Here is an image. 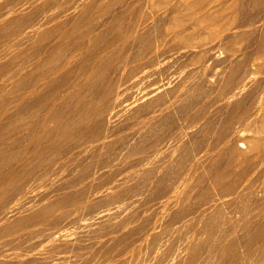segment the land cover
<instances>
[{
    "label": "rangeland",
    "instance_id": "rangeland-1",
    "mask_svg": "<svg viewBox=\"0 0 264 264\" xmlns=\"http://www.w3.org/2000/svg\"><path fill=\"white\" fill-rule=\"evenodd\" d=\"M166 1L0 0V7L6 5L0 29L7 8L13 9L7 17L22 16V29L40 20L33 33L12 34L8 43L0 38V75L7 70L9 77L0 90V129L5 142L26 137L7 149L4 140L0 144L8 157L0 165V183L13 167L19 173L7 193L0 191V216L18 207L0 224V264H264V116L251 112L264 101V0H186L197 15H208L198 30L188 26L187 35L162 11ZM48 13L54 14L51 20ZM142 22L147 30L140 40H122L113 30L115 24L120 32ZM61 23L73 26L75 35L61 41ZM236 23L242 26L233 32ZM89 32L83 51L61 67L76 52L71 44ZM58 41L63 48L52 56L46 45ZM36 57L43 63L39 68ZM236 62L239 77L249 69L255 75L242 97L227 102ZM29 78L40 87L39 99L24 95L32 86ZM119 87L124 104L115 110ZM47 104L63 108L48 117ZM154 104L173 107L151 127L143 119ZM13 119L19 123L15 133L7 128ZM44 119L52 137L46 136L37 155L27 129L29 121ZM235 125L241 135L233 133ZM108 210L109 216L97 218Z\"/></svg>",
    "mask_w": 264,
    "mask_h": 264
},
{
    "label": "bare ground",
    "instance_id": "bare-ground-1",
    "mask_svg": "<svg viewBox=\"0 0 264 264\" xmlns=\"http://www.w3.org/2000/svg\"><path fill=\"white\" fill-rule=\"evenodd\" d=\"M148 1H151V0H135V4H139V3H142V2H148ZM190 1V0H189ZM191 1H194V0H191ZM196 1H198V0H196ZM159 3V2H158ZM191 3V2H190ZM5 5V4H4ZM158 5V4H157ZM210 6H211V4H209ZM1 6V5H0ZM79 6V5H78ZM83 6V5H82ZM85 6V5H84ZM83 6V7H84ZM4 7H6V5L4 6ZM4 7H0V11L2 10V9H4ZM89 8V5H87V6H85V8ZM134 7H135V5L133 6V7H131L129 10H128V12L130 11L131 12V10H133L134 9ZM161 7H162V5H161ZM261 7V6H260ZM80 8V7H79ZM160 8V7H159ZM196 8V7H195ZM200 9H201V7H199ZM84 9V8H83ZM197 9V8H196ZM52 10V11H51ZM87 10V9H86ZM86 10H83V12L84 11H86ZM89 10V9H88ZM90 10H91V8H90ZM198 10V9H197ZM50 11L51 12H53V8L52 9H50ZM162 11L165 13V14H168L169 16H170V18H171V20H173L174 22H175V24H176V26H177V28H178V31L180 32V33H184V34H186V32H184L185 31V29L187 30H189L190 31V29H189V27L188 26H192L193 28H194V26L197 28V26L200 24V22L202 21V23H203V20H205V18L206 17H208V15L207 16H205V14L206 13H204L203 14V16H199V14L197 15V11L193 8V6H191V4H189L188 3V1L186 2V0H167L166 1V3H164L163 4V8H162ZM206 11V10H205ZM204 11V12H205ZM56 12H57V10H56ZM55 12V13H56ZM60 12V11H59ZM81 12H82V9H81ZM89 12V11H88ZM201 11H199V13H200ZM13 13V9L12 8H7V10L6 11H3L2 13H1V15L4 17V19H6V23H4V25L2 26V28L0 29V38L1 37H3V35H4V37L6 36V42L5 43H8V42H10L9 41V37L12 35V34H29L30 32H32V31H36L37 30V28H39L37 25H38V21H40V20H38L37 22H35V23H33L32 25H29V28L28 29H22V24H21V20H22V16L21 15H15L14 17H7L9 14H12ZM87 13V12H86ZM84 14V13H83ZM201 14V13H200ZM44 15V14H43ZM202 15V14H201ZM1 16V17H2ZM57 16H59V15H57ZM61 16V15H60ZM84 16V15H83ZM54 17V14L53 13H51V14H47L46 15V19H52ZM94 17V16H93ZM117 17H118V19H120L121 18V14L120 13H118L117 14ZM211 17V16H210ZM260 17H261V15H260ZM9 18V19H8ZM58 18V17H57ZM44 19V18H43ZM55 19H56V17H55ZM90 19V18H89ZM115 19H116V17H115ZM257 19V18H256ZM41 20H42V17H41ZM45 20V19H44ZM246 20V19H245ZM251 20V19H250ZM250 20H248V22L250 21ZM43 21V20H42ZM41 21V22H42ZM91 21V20H90ZM207 21V20H206ZM205 21V22H206ZM94 21H92L91 23H93ZM237 22H239V21H237ZM253 22V21H252ZM78 23V22H77ZM76 23V24H77ZM241 23H242V21H241ZM254 23H255V21H254ZM253 23V24H254ZM41 24H43V23H41ZM63 23H61V25H59V26H57L56 28V30H57V36L59 35V37H60V40L61 41H63V40H65V39H67V38H69V36H71L73 33H74V29L70 26V27H66V26H64V25H62ZM75 24V23H74ZM186 24H187V26H186ZM233 24V23H232ZM236 24H238V23H236ZM235 24V25H236ZM252 24V25H253ZM263 24V23H262ZM262 24H260V25H262ZM40 25V24H39ZM78 25V24H77ZM90 25V24H89ZM88 25V26H89ZM102 25V24H101ZM100 25V26H101ZM239 25V24H238ZM232 26L233 28H231V30L233 31V32H235V31H237V29L238 28H241V24L239 25V26ZM255 25V24H254ZM79 26V25H78ZM175 26V25H174ZM231 26V25H230ZM257 26H258V23H257ZM76 27V26H75ZM97 27V26H96ZM96 27H94V28H96ZM246 27V26H245ZM254 27V26H253ZM259 27V26H258ZM77 28V27H76ZM85 28V27H84ZM90 28V27H89ZM98 28V27H97ZM99 28H101V27H99ZM114 28L116 29L115 31L116 32H118V35L117 36H119L122 40H133V39H142L144 36H145V33H146V24H143V22L142 23H138L137 25H134V24H132V25H127L125 28H123V30L121 29V31L119 32V26L118 25H114L113 26V30H114ZM191 28V27H190ZM200 28V27H199ZM255 28H256V26H255ZM87 29V28H86ZM102 29V28H101ZM118 29V30H117ZM192 29V28H191ZM6 30V31H5ZM197 30H198V28H197ZM243 30V29H242ZM4 31V32H3ZM75 31H76V29H75ZM82 31V30H81ZM95 31V30H94ZM188 31V32H189ZM192 32H193V30H191ZM195 31V30H194ZM228 31H229V29H228ZM232 31H230V32H232ZM239 31V30H238ZM247 31V30H246ZM6 32V33H5ZM79 32V31H78ZM77 32V33H78ZM99 32H100V29H99ZM229 32V33H230ZM240 32H241V29H240ZM243 32H245V31H243ZM33 33V32H32ZM31 33V34H32ZM102 33V32H101ZM195 33V32H194ZM26 34V35H27ZM44 34V33H43ZM117 34V33H116ZM235 34V33H234ZM74 35H75V33H74ZM90 35H92L91 34V32H89L88 34H83V33H81V36L78 38V40L73 44H71V45H73L74 46V50L76 51V52H74L73 54H71V53H69V54H71L70 56L68 55V57L62 62V64H61V67H67V66H69V64H71L72 62H73V60L75 59V56L77 55V51L79 52V50L81 49L82 50V48L83 47H85V45L83 44V42H84V40H86L87 38L89 39L90 38ZM182 35V34H181ZM187 35V34H186ZM230 35H232V34H230ZM29 36V35H28ZM44 36V35H43ZM226 36H228V35H226ZM59 37H58V39H59ZM72 37V36H71ZM97 37V36H96ZM116 37V36H115ZM188 37H189V35H188ZM47 38V37H46ZM119 38V39H120ZM223 38V37H222ZM95 39V37H93V40ZM118 39V40H119ZM7 40H8V42H7ZM92 40V39H91ZM222 40V42H223V39H221ZM74 41V40H73ZM260 41L262 42V40L260 39ZM57 42V41H56ZM59 42V41H58ZM93 42V41H92ZM88 43H89V40H88ZM111 43V42H110ZM114 43V42H113ZM64 44V43H63ZM262 44H263V42H262ZM262 44L260 45V46H262ZM6 46H7V44H5ZM92 45V44H91ZM42 46H44V45H42ZM47 47H46V49L48 50V51H50V53L51 54H53L52 56H54V54H58L59 53V51L63 48L62 46V44L59 42V43H55V44H48V45H46ZM259 46V47H260ZM41 48V47H40ZM89 48V47H88ZM263 48V47H262ZM41 49H43L44 50V47L43 48H41ZM39 50V49H38ZM80 50V51H81ZM260 50V49H259ZM40 51V50H39ZM83 51V50H82ZM90 51H91V47H90ZM232 51V50H231ZM230 51V52H231ZM38 52V51H37ZM58 52V53H57ZM69 52V51H68ZM89 52V51H88ZM229 52V53H230ZM48 53V52H47ZM66 53V52H65ZM81 53V52H80ZM232 53V52H231ZM235 53V52H234ZM246 53V52H245ZM247 53H248V51H247ZM39 54L40 55H42L40 52H39ZM60 54H61V52H60ZM88 54V53H87ZM97 54H99V53H96V55ZM244 54V53H243ZM264 54V53H263ZM50 55V54H49ZM59 55V54H58ZM62 55V54H61ZM66 55V54H65ZM242 55V54H241ZM255 55V54H254ZM56 56V55H55ZM86 56V55H85ZM89 56H90V54H89ZM231 56V55H230ZM229 56V57H230ZM235 56V55H234ZM245 56V55H244ZM247 56V55H246ZM259 56H260V51H259ZM263 56V58H264V55H262ZM261 56V57H262ZM38 57H40V56H38ZM50 57V56H49ZM100 57V56H99ZM257 57H258V55H257ZM256 57V55H255V58H257ZM54 58V57H53ZM64 58H65V56H64ZM97 58V57H96ZM244 58V57H243ZM249 58V57H248ZM52 59V58H51ZM95 59V58H94ZM229 59V58H228ZM228 59H226V60H228ZM253 59H254V56H253ZM58 60V59H57ZM61 60V59H60ZM89 60H90V57H89ZM101 60V59H100ZM257 60H259L258 58L256 59V62H257ZM43 61H45V59L43 60ZM84 61H85V57H84ZM88 61V60H87ZM248 61H249V59H248ZM248 61H246V58H245V62L247 63ZM260 61V60H259ZM59 62V61H58ZM98 61L96 60V63H97ZM225 62V61H224ZM228 62V61H227ZM230 62V61H229ZM255 62V61H254ZM237 63V62H236ZM251 63V62H250ZM34 64H35V67L36 68H39V67H41L42 65H43V63H40V62H38L37 61V57H36V60H35V62H34ZM232 64H233V62H232ZM251 64H253V63H251ZM258 64H259V62H258ZM239 63H237V64H235L231 69H232V71L230 72V74H229V78H228V80L230 79L231 81H235L236 82V84H235V87H234V90H233V93L232 94H230L229 96H228V94H227V102H232V100L238 95V94H240V91L241 90H243L246 86H247V84L249 83V81L252 79V77H253V75H255V73L252 71H250V69H249V71L245 74V76L243 77V76H241V77H239V74H240V71H239ZM245 65V64H244ZM254 65H255V63H254ZM28 66V63H27V65L25 66V67H27ZM53 66V65H52ZM58 66V65H57ZM232 66V65H231ZM242 66H243V64H242ZM256 66H257V64H256ZM256 66H255V68H256ZM221 67V66H220ZM223 67V66H222ZM228 67V66H227ZM249 67V66H248ZM57 68V67H56ZM205 68V67H204ZM225 68H226V65H225ZM243 68V67H242ZM253 68V67H252ZM4 70L5 69H7V68H3ZM41 69V68H40ZM40 69H37V70H39L40 71ZM221 69V68H220ZM245 69V68H244ZM61 70H62V68H61ZM246 70V69H245ZM259 70H261L260 69V66H259ZM1 71V70H0ZM7 71V70H6ZM6 71L4 72L3 71V75H0V90L2 89V85H4L5 83H6V81H7V79L9 78L8 77V73H6ZM224 71V70H223ZM257 71V70H256ZM8 72V71H7ZM225 73V72H224ZM242 73H244V70H243V72ZM254 73V74H253ZM260 73H262V71L260 72ZM7 74V75H6ZM220 74V73H219ZM253 74V75H252ZM264 74V73H263ZM10 75V74H9ZM222 75V74H221ZM256 75H257V73H256ZM259 75V74H258ZM29 76V75H28ZM222 76H225V75H222ZM261 76H263V75H261ZM27 77V76H26ZM243 77V78H242ZM259 76H257L256 77V79L258 78ZM33 78V77H32ZM27 79V80H29V82L28 81H26V84H30V85H32V86H29V88H28V90H26L25 89V91H26V94H24V95H27V93L29 94V96L30 95H32V96H35V97H37V99H39V92H40V87H38L34 82H32L33 81V79ZM238 78H240V79H238ZM241 78H242V80H241ZM254 78H255V76H254ZM35 79V78H34ZM30 80H32V81H30ZM227 79H226V81H228ZM229 80V81H230ZM240 80V82H237V81H239ZM255 80V79H254ZM34 81H36V79L34 80ZM251 81H253V79L251 80ZM255 81H257V80H255ZM254 81V82H255ZM259 81V80H258ZM28 82V83H27ZM38 82V81H37ZM41 82V81H40ZM234 82V83H235ZM34 83V84H33ZM39 83V82H38ZM42 83V82H41ZM219 83V82H218ZM220 83H221V81H220ZM223 83H224V81H223ZM229 83V82H228ZM252 83V82H251ZM250 83V84H251ZM222 84V83H221ZM231 84H232V82H231ZM226 85V84H225ZM40 86H41V84H40ZM221 86V85H220ZM251 86V85H250ZM228 87H229V85H228ZM226 88V87H225ZM231 88H232V86H231ZM248 90H249V88H247ZM124 89L123 88H121V87H119L118 88V90H117V95H115V105H114V109L115 108H121V107H123V101L120 99V94H121V92L123 91ZM250 90H251V88H250ZM246 92H247V90H246ZM249 92V91H248ZM254 92V91H253ZM264 92V91H263ZM262 92V93H263ZM42 93V92H41ZM57 93V92H56ZM139 93V92H138ZM251 93H252V91H251ZM255 93V92H254ZM262 93H261V95H260V98L261 97H264V96H262ZM246 94V96H248L247 95V93H245ZM257 94H258V92L256 93V96H257ZM260 94V93H259ZM70 95H72V94H70ZM252 95H253V93H252ZM57 96V95H56ZM67 96H68V94H67ZM225 96H226V94H225ZM225 96H224V98H225ZM239 96H241V94L239 95ZM35 97H33L34 99H35ZM42 97H43V95H42ZM59 97V96H58ZM242 97V96H241ZM251 97V96H250ZM259 97V96H258ZM26 98V96H24V99ZM66 98V97H65ZM221 98V97H220ZM239 98V97H238ZM28 99H30V98H28ZM67 99V98H66ZM215 99H217V98H215ZM252 99L254 100L255 98H253V96H252ZM252 99H250V100H252ZM256 99H258L257 97H256ZM31 100H33V99H31ZM238 100V99H237ZM245 101H246V99H244ZM46 102H48L47 100H45ZM54 101H56V100H54ZM167 101V100H166ZM165 101V102H166ZM169 101H170V99H169ZM173 101V100H172ZM172 101H171V103H172ZM214 101V100H213ZM220 101H221V99H220ZM255 101V100H254ZM258 101V100H257ZM260 101V100H259ZM258 101V102H259ZM31 101H29L28 103H30ZM52 102V101H51ZM62 101L60 100V103H61ZM258 102H256V104H255V109L254 110H252L251 112L254 114L253 115V117L254 116H258V115H263L264 116V104H263V102L261 103V101L258 103ZM25 103H26V100H25ZM50 103V102H49ZM60 103H59V105H60ZM63 103V102H62ZM61 103V104H62ZM169 103V102H168ZM167 103V104H168ZM174 103H175V101H174ZM223 103V102H222ZM33 104V103H32ZM36 104V103H35ZM43 104V103H42ZM56 104H57V102H56ZM170 104V103H169ZM217 104V103H216ZM224 104H225V102H224ZM231 104V103H230ZM230 104H229V106H230ZM236 104L237 105H240V104H242V101H240V99L236 102ZM236 104H235V106H236ZM27 105V104H26ZM31 105V104H30ZM41 105V101L40 100H38L37 101V104L35 105V107H36V110H38L37 109V107H39ZM166 105V104H165ZM222 105V104H221ZM247 105H249V104H247ZM31 106H33V105H31ZM47 106H49V104H47ZM46 106V107H47ZM64 106V105H63ZM169 106H171V109H172V107H173V105H169ZM169 106L168 105H166V106H163V105H159V104H154V105H152L147 111H146V114H145V116H144V122H146L147 123V126H148V124H151L152 126L151 127H154V126H156V125H158V124H160V122L162 121V119H163V117L165 118V116L164 115H166L167 114V109L168 110H170L169 109ZM225 106H227V105H224V107ZM24 107H25V105H24ZM42 107V106H41ZM56 107V106H55ZM54 106L52 107V106H49L48 108H47V115H48V117H49V115H51V116H58L57 115V113L60 111V110H62V108L63 107H61V108H58L57 110H56V108H55ZM57 107H58V105H57ZM218 107H220V104H219V106ZM242 107V106H241ZM240 107V108H241ZM29 108H31V107H28L27 109H29ZM249 108V107H248ZM252 108H254V106L252 107ZM23 109V108H22ZM33 109V108H32ZM113 109V108H112ZM227 109V108H226ZM231 109H232V107H231ZM23 110H25V109H23ZM40 110V109H39ZM43 110V109H42ZM64 110V109H63ZM116 110V109H115ZM222 110V109H221ZM235 110V109H234ZM237 110V109H236ZM29 111V110H28ZM33 111V110H32ZM44 111V110H43ZM254 111V112H253ZM228 112V111H227ZM230 112V111H229ZM34 113H35V111H34ZM37 113V112H36ZM169 113V112H168ZM240 113H241V111H240ZM245 113V112H244ZM248 113H250V112H248ZM38 114V113H37ZM45 114V113H44ZM56 114V115H55ZM59 114V113H58ZM61 114V113H60ZM234 114V113H233ZM236 114V113H235ZM239 114V113H238ZM229 115V114H228ZM250 115V114H249ZM41 116H43V115H41ZM245 116H247V115H245ZM60 117V116H59ZM235 117V116H234ZM238 117V116H237ZM237 117H235V118H237ZM46 118V117H45ZM52 118V117H51ZM50 118V119H51ZM167 118V117H166ZM226 118V117H225ZM231 120L233 119L232 118V115H231ZM229 118V119H230ZM252 118V117H251ZM259 118V117H258ZM38 119V118H37ZM48 119V118H47ZM47 119H44V120H39V121H36V122H34V123H32V124H30V121H29V127H28V129H27V132H29V135L27 136V140L29 141V144L33 147L32 149H34V151H38V153L36 152V154L37 155H40L39 154V152H42L43 151V148H45V147H43V142H44V140L46 139V136L47 135H50V132H48V128L47 127H49L51 124H50V122H49V126H47ZM49 119V120H50ZM58 119V118H57ZM61 119V118H60ZM23 120V119H22ZM22 120H21V122H22ZM25 120V119H24ZM30 120V119H29ZM36 120V119H35ZM225 120V119H224ZM237 120H238V118H237ZM248 121L249 120H251V119H247ZM255 120H256V118H255ZM259 120V119H258ZM260 120H263L262 118H261V116H260ZM27 121V120H26ZM58 121H59V119H58ZM57 121V122H58ZM227 121V120H226ZM240 121H241V119H240ZM62 122H64L63 120H62ZM143 122V123H144ZM238 122V121H237ZM27 123V122H26ZM232 123V122H231ZM230 123V124H231ZM260 123V122H259ZM258 123V124H259ZM262 123H264V122H262ZM17 124H19L18 123V121L17 120H11L10 122H9V124H8V126H7V128L11 131L14 127L16 128V125ZM22 124V123H21ZM25 124V123H24ZM55 124H56V121H55ZM65 124V123H64ZM235 124V123H234ZM7 125V124H6ZM68 125V124H67ZM236 125H238V124H236ZM235 125V127L236 128H234V129H236V130H234L233 131V133L235 134V135H237V133L238 132H240L241 131V129H237V126ZM261 126H262V124H260ZM260 125L257 127V129L260 127ZM264 125V124H263ZM64 126L65 125H63V123H59V127L62 129L63 128V130H65V128H64ZM69 126V125H68ZM224 126H225V124H224ZM228 126V125H227ZM233 126V125H232ZM240 126V125H239ZM19 127V126H18ZM66 127V126H65ZM241 127V126H240ZM1 128H3V127H1ZM50 128V127H49ZM68 128V127H67ZM239 128V127H238ZM25 129H26V126H25ZM50 129H52V128H50ZM70 129V128H69ZM231 129V128H230ZM261 129H263V127L261 128L260 127V129H259V131L261 130ZM8 130V131H9ZM59 129H57V131H58ZM227 130V129H226ZM264 130V129H263ZM263 130L261 131V132H263ZM13 132L15 131V130H12ZM11 131V132H12ZM17 131V130H16ZM50 131V130H49ZM54 131V130H53ZM70 131V130H69ZM109 131V130H108ZM107 131V132H108ZM228 131H229V129H228ZM227 131V132H228ZM258 131V130H257ZM5 132V131H4ZM6 132H7V130H6ZM74 132V131H73ZM78 132V131H77ZM77 132H74V133H77ZM137 132V131H136ZM139 132V131H138ZM254 132H256V130L254 131ZM15 133V132H14ZM59 133V132H58ZM57 133V134H58ZM67 133V132H66ZM106 133V132H105ZM110 133V132H109ZM135 133V132H134ZM3 134V130H1L0 129V144H1V140H2V142H3V140H4V142H5V138H4V136L2 135ZM10 134V133H9ZM56 133H55V131H54V135H55ZM63 134H64V131H63ZM63 134H61V136H63ZM228 134V133H227ZM230 134H231V130H230ZM240 135H241V132L239 133ZM264 134V133H263ZM52 135H53V133H52ZM110 135V134H109ZM135 135V134H134ZM222 135H223V133H222ZM221 135V136H222ZM234 135V136H235ZM253 135H255V133L253 134ZM253 135H252V138H253ZM14 136L16 137V135L14 134ZM17 136H18V134H17ZM20 136H22V134L20 135ZM106 137L108 136V134H106L105 135ZM242 136H243V134H242ZM257 136H258V134H257ZM257 136H256V138H257ZM260 136V135H259ZM24 137V136H23ZM17 137V138H15V140H13L12 142H5L4 144L6 145V149L8 148V146H12L13 144H15L16 142L18 143V141L20 142L22 139L24 140V138H26V137ZM50 137H52L51 135H50ZM102 137H104L103 135H102ZM239 137H241V136H238L237 138L239 139ZM56 138H57V136H56ZM105 138V137H104ZM225 138V137H224ZM227 138V137H226ZM229 138H231V137H229ZM260 138V137H259ZM264 138V137H263ZM13 139V138H12ZM47 139H48V137H47ZM235 139H236V137H235ZM241 139H242V137H241ZM241 139H239V140H241ZM255 139V138H254ZM22 140V141H23ZM26 140V139H25ZM52 140H53V138H52ZM55 140V139H54ZM219 140V139H218ZM223 140V139H222ZM253 140V139H252ZM256 140H258V138L256 139ZM260 140L262 141V139L260 138ZM259 140V141H260ZM47 141V140H46ZM49 141V140H48ZM47 141V142H48ZM51 141V140H50ZM50 141H49V143H50ZM164 141V140H163ZM216 141V140H215ZM233 141V140H232ZM231 141V142H232ZM237 141V140H236ZM246 141V140H245ZM250 141H251V139H250ZM166 142V141H165ZM169 142H171V141H168V143ZM220 142V141H219ZM218 142V143H219ZM222 142V141H221ZM230 142V141H229ZM235 142V141H234ZM234 142H233V144H234ZM52 143V142H51ZM225 143V142H224ZM242 143H244L243 141H242ZM254 143V142H253ZM261 142H259V144H260ZM28 144V143H27ZM170 144V143H169ZM214 144H215V142H214ZM228 144V143H227ZM227 144H226V146H227ZM232 144V143H231ZM240 144V143H239ZM258 144V145H259ZM23 145H24V143H23ZM167 145L168 144H166V143H164L163 142V144H162V146H161V148L163 149V151H165L164 150V148H166L167 147ZM241 145V144H240ZM247 145H248V143H247ZM250 145V144H249ZM254 145V144H253ZM256 145V144H255ZM254 145V147H256ZM27 146V145H26ZM207 146V145H206ZM208 146L209 147H212V146H210L209 144H208ZM220 146H221V144H220ZM233 146V145H232ZM235 146V145H234ZM239 146V145H238ZM260 146V145H259ZM158 147V148H157ZM157 151L158 150H161V148H159V146L157 145ZM169 147V146H168ZM247 147V146H246ZM254 147H252V148H254ZM12 148V147H11ZM13 148H14V146H13ZM25 148V147H24ZM27 148V147H26ZM206 148H208V147H206ZM221 148V147H220ZM236 148H238V147H236ZM236 148H235V150H236ZM21 149V148H20ZM30 149V148H29ZM202 149V148H201ZM211 149V148H210ZM224 149H225V147H224ZM251 149V148H250ZM249 149V150H250ZM256 149H257V147H256ZM26 150V149H25ZM25 150H24V152H25ZM155 150V151H156ZM170 150V149H169ZM220 150V149H219ZM245 150H248V149H245ZM252 150V149H251ZM254 151H255V149H253ZM252 150V151H253ZM22 151V150H21ZM31 150H29V152H30ZM33 151V150H32ZM162 151V150H161ZM168 151V150H167ZM167 151H165V152H167ZM200 151V150H199ZM202 151V150H201ZM234 151V150H233ZM239 151V150H238ZM17 152H19V150L17 151ZM153 152H154V150H153ZM211 152V151H210ZM244 152V151H243ZM249 152V151H248ZM247 152V153H248ZM20 153V152H19ZM32 153V152H31ZM156 153H160V151L159 152H155V154ZM199 153H202V155L204 154L203 152H198V154ZM241 153V152H240ZM29 154V153H28ZM236 154H237V150H236ZM151 155H152V153H151ZM242 155V154H241ZM243 155H244V157H245V155H246V151H245V153H243ZM248 155V154H247ZM29 156H30V154H29ZM146 156V155H145ZM148 156H149V154H148ZM153 156H155V155H153ZM196 156V155H195ZM198 157H199V155H197ZM231 156V157H230ZM229 156V159H231L232 158V155H230ZM237 156V155H236ZM236 156H234V157H236ZM150 157V156H149ZM247 157V156H246ZM8 157H7V155H6V153H5V148L2 146V147H0V165H2L5 161H6V159H7ZM148 158V157H147ZM154 158V157H153ZM241 158V157H240ZM263 158H264V156H263ZM149 159V158H148ZM152 159V158H151ZM204 159V158H203ZM28 160V159H27ZM234 160V159H233ZM236 161H237V159H236ZM235 161V162H236ZM197 162V161H196ZM235 162H234V164H235ZM263 162V161H262ZM261 162V163H262ZM27 164H29L28 162H26ZM198 163V162H197ZM20 163H18V165H19ZM21 164H23V163H21ZM26 165V164H25ZM263 167H264V165H263ZM194 168V167H193ZM260 168H262V166H260L259 167V172H261V170H260ZM264 170V169H263ZM17 171H18V166L17 167H13V169H12V171L10 172H7L3 177H4V181L3 182H1L0 183V191L2 192V194H5V193H7V191H9L10 190V188H8V184H10L11 182V180L15 177L16 178V175L17 174H19V173H17ZM187 172H188V170H187ZM262 173V172H261ZM264 173V172H263ZM188 174H190L189 172H188ZM21 175V174H20ZM188 176V175H187ZM184 177V176H183ZM181 179H183V178H181ZM184 180H185V178H184ZM18 182V181H17ZM181 182V183H180ZM179 182V184H182V182H183V180H181ZM185 182V181H184ZM14 183H15V181H14ZM13 183V184H14ZM18 184V183H17ZM11 185H12V183H11ZM16 185L14 184V187H15ZM12 188V187H11ZM177 190H178V188H177ZM174 192V191H173ZM174 194H175V192H174ZM16 202V201H15ZM14 202V203H15ZM53 206V205H52ZM13 209H7L6 211H4V214L2 215V216H0V224L1 223H3V222H5L10 216H13V215H15L16 213H18V211H16V210H18V207H17V209H16V205L15 206H13L12 207ZM48 209V208H47ZM46 209V210H47ZM110 210V209H109ZM109 210L108 211H105V212H103V213H101L100 215H99V217L97 216V218L99 219V218H105L106 216H109L110 215V213L111 212H109ZM51 211V210H50ZM48 212V211H47ZM113 212V211H112ZM42 213V212H41ZM40 213V214H41ZM45 213H46V211H45ZM49 213V212H48ZM39 214V215H40ZM43 215V214H42ZM45 215V214H44ZM36 216H38V215H36ZM23 221V220H22ZM97 221V220H96ZM96 221H94V222H96ZM22 223V222H21ZM20 224V223H19ZM86 226V225H85Z\"/></svg>",
    "mask_w": 264,
    "mask_h": 264
}]
</instances>
